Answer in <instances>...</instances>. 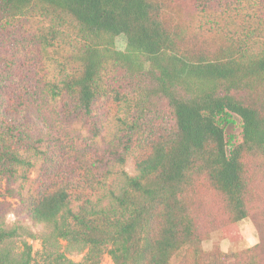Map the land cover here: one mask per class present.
<instances>
[{
  "label": "trees",
  "instance_id": "trees-1",
  "mask_svg": "<svg viewBox=\"0 0 264 264\" xmlns=\"http://www.w3.org/2000/svg\"><path fill=\"white\" fill-rule=\"evenodd\" d=\"M227 1L256 12L253 25L213 14L215 0H190L191 32L169 0H0V42L32 20L69 40L70 71L55 87L76 114L89 116L108 90H127L120 142L144 150L133 173L100 178L85 165L97 158L74 168L50 158L24 190L34 164L26 153L42 156V138L7 110L0 86V196L41 227L33 250L29 226L6 224L0 209V264H100L105 254L112 264H264V0ZM209 25L217 41L200 42L196 30ZM155 107L166 109L164 123L151 120ZM234 117L241 140L232 144L225 128ZM247 217L257 243L203 249L212 230Z\"/></svg>",
  "mask_w": 264,
  "mask_h": 264
},
{
  "label": "rangeland",
  "instance_id": "rangeland-1",
  "mask_svg": "<svg viewBox=\"0 0 264 264\" xmlns=\"http://www.w3.org/2000/svg\"><path fill=\"white\" fill-rule=\"evenodd\" d=\"M215 1L211 8L213 14L218 13L226 18L229 15L239 23L248 22L253 25V16L256 13L253 10L239 9L235 1L233 4H229L227 0ZM168 4L172 5L169 10L172 18L181 25L183 23V28L191 32L193 23L197 24V21L193 16L190 0H169ZM31 23L9 32L7 39L0 42V86H3L9 98V101L5 102L7 110H11L13 115H19L24 130L33 137L42 138V156L32 158L33 153H26L30 154L34 164L26 172L29 182L23 183L24 190L30 182H36L46 169L51 168L47 162L50 158L55 162L62 161L63 164L69 162L71 168L80 160L97 158L95 167L85 164L92 170V178H100L111 169H123L133 173L135 158L144 150L137 146L129 148L120 142V118L125 116L131 106L130 102H127L130 94L120 87H117L118 93L108 90L95 99L89 116L76 114L65 104L69 101L65 91L55 87L61 86L62 79L70 71L67 59L71 43L67 38L49 32L45 27L39 28L35 21L32 20ZM216 31L218 30L215 26L209 25L207 28L196 30L195 35L200 42L215 43ZM15 108L17 113L14 112ZM153 112L151 120L155 124L164 123L168 118L164 107H155ZM122 132H125L124 129ZM225 135L232 144L241 140L240 122L237 117L225 128ZM18 185L19 181L12 184L14 187ZM4 188L3 184L0 193L4 192ZM1 200H7L11 204L7 209L4 205L0 206L1 212L5 210V223L12 225L14 222H20L29 226L34 237L28 238V241L33 245V250L40 248L41 227L32 225L27 216L19 212L17 199L0 196ZM258 240L257 228L252 219L247 217L235 226L212 230L209 236L203 239L202 247L204 250L219 249L231 253L247 249ZM15 242L19 244L20 240ZM69 255L74 260L80 258V255L73 252ZM178 260L179 258H176L175 262ZM100 264H112L111 258L105 254Z\"/></svg>",
  "mask_w": 264,
  "mask_h": 264
}]
</instances>
